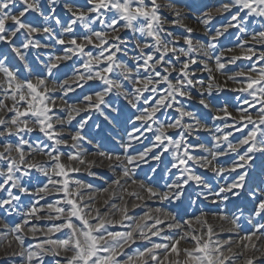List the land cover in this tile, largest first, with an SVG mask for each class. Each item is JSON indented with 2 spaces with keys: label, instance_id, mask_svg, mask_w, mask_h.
Instances as JSON below:
<instances>
[{
  "label": "snow or ice",
  "instance_id": "6c2138e0",
  "mask_svg": "<svg viewBox=\"0 0 264 264\" xmlns=\"http://www.w3.org/2000/svg\"><path fill=\"white\" fill-rule=\"evenodd\" d=\"M234 6L240 11L247 10V15L264 18V0H232L215 11L229 12ZM164 10L172 13L171 19ZM183 17L182 10L172 0H85L83 5L76 0H0V43L9 46L14 58L26 70V73L21 72L8 55L0 54V138L5 141L0 144V191L7 193L5 198H0V209L10 214L17 210L22 195L37 198L23 212L21 222L11 229L18 245L12 255L21 257V264H44L45 256L59 257L62 254L63 264H225L229 261L233 249L227 247V254L224 249L232 242L214 240V228L203 213L194 220L184 221L189 231H183L178 239L164 236L166 243L154 242L152 237L162 236L166 220L171 221L167 223V229H181V224L169 213H162L164 219H161L160 215L146 212L128 226V231H109L108 225L132 219L127 215V207L118 209L121 211L120 220L110 219L108 213L101 214L100 209L90 203L96 199L92 185L70 176V173L81 170L76 165L84 166L89 175H94L90 169L96 166L97 158L101 163L107 161L110 168H121L123 176L129 177L140 163L146 162L145 157L153 149H161L159 154L151 156L155 161H160L163 153L170 152L169 172L177 169L179 174L163 192L140 181L138 186L150 197L178 201L185 185L194 182L208 189V194L221 202L230 197H251L255 203V215L264 216V66L257 68L253 65L247 73L239 71L228 76L229 80L242 85L233 91L245 92L251 97V101L243 102L248 107L236 110L238 117H233L227 106L217 109V114H211L212 102L205 98V91L211 96L215 77L209 76L205 89L204 81L195 79L196 74L191 69L193 65L202 64L206 71H212L207 63L213 59L210 53L214 52L216 41L229 28L240 26L239 12L232 15L231 21L223 28H216L214 35L208 34L213 13L209 11L198 17L208 34L207 43L193 38L194 29L184 23ZM78 25L83 31H77ZM174 27L183 28L187 34L177 35L170 30ZM245 30L240 28L241 32ZM252 40L264 42V31L253 34ZM33 50L37 51L36 60L43 64V68L33 66L29 55ZM248 53L251 55H246V59L256 55L251 48ZM223 55L222 51L214 56L215 68L221 72L226 66L222 62ZM238 59L240 56L234 55L228 63ZM259 59L264 62V52L259 54ZM69 61H74L77 66L71 68L70 77L58 81L56 73ZM240 77L244 79H238ZM89 82L95 84V88L83 95L78 104H68L64 97L75 91L73 85L83 88ZM215 87L219 89L221 86L216 84ZM57 89L63 93L59 99L60 111L67 114L64 117L55 112L57 105L53 94ZM194 90H198L197 103L209 110L212 120L230 117L235 123L226 124L225 128H234L237 132L247 129L246 134L233 143L230 139L233 132L216 126L213 148L199 143L196 134L213 129L185 103L194 100ZM120 98L126 102L128 122L132 125L131 131L126 133L127 140L117 141L123 154L104 150L100 143H96V151L91 154L93 158L88 159L89 154L82 142L93 144L83 132L91 116L80 120L74 132H67L65 125H70L82 112L99 113L109 124H115L123 110ZM257 104L260 107L253 117L248 108L255 109ZM169 109L174 110L175 115L161 120L158 114L164 112L167 115ZM137 122L140 127L136 126ZM36 132L42 134L43 139L37 137L33 143L26 138ZM145 132L154 134V143L144 151L131 154L133 143L139 142ZM13 137L17 138L14 142ZM189 137H195L197 142H191ZM224 144L226 148L221 151ZM62 147L70 150L61 151ZM197 151L208 155H198ZM230 154H235V159L229 167L214 164L219 157ZM37 156L46 159H37ZM194 166L210 169L217 176L234 174V178L212 192L211 186L197 174ZM33 170L42 174L46 182L30 191L25 178L30 179ZM113 184L119 185V179ZM133 184L137 181L133 180ZM103 192L109 193V189L105 188ZM127 194L144 199L136 192ZM52 195L59 198L40 203ZM110 195L115 196V192ZM108 202L107 199L104 201L105 204ZM112 208L117 206L113 204ZM41 213H47L43 219L59 222L40 227L32 221H39ZM218 218L228 220L223 213ZM238 219H231L234 227H239ZM148 221L153 222L149 224ZM195 225H199V229ZM262 230L264 224H258L256 231L242 239L250 242L256 232ZM38 233L43 238H38ZM55 233H64V236L54 239ZM28 236L37 242L25 247ZM137 238L149 241L150 246L137 249L124 261L119 260L124 248ZM181 240L190 241L193 246L181 249ZM160 253H163L162 258ZM170 255L176 259L170 260ZM55 264L62 262L56 260ZM246 264H253V259L248 258Z\"/></svg>",
  "mask_w": 264,
  "mask_h": 264
},
{
  "label": "rangeland",
  "instance_id": "374dc122",
  "mask_svg": "<svg viewBox=\"0 0 264 264\" xmlns=\"http://www.w3.org/2000/svg\"><path fill=\"white\" fill-rule=\"evenodd\" d=\"M46 2V0H45ZM63 2V0H62ZM77 3L83 5L85 3V0H76ZM167 2V0H165ZM173 3H175L176 7L181 9L184 14V23L187 24L189 27L196 30L195 27H199L200 23H198V17H201L203 13L211 11L213 13V19L210 21L208 28L211 29V32L208 34H214L216 28H223V26L227 25L231 21L232 15H235L237 12H239V20H240V26L239 27H232L229 28L227 32H225L218 40L216 41V44L218 43L219 48H227L232 49V51H229L231 53H234V55L237 53V50L234 49L235 46L239 45L241 43V38L245 36H250L251 34L258 33L260 31H264V18L257 17L255 15H247V10L240 11L238 6H234L231 11L229 12H223V13H217L215 10L219 7H221L225 3H231L232 0H172ZM166 12V13H165ZM63 14V13H61ZM164 14L169 17V19L172 18V13L164 10ZM232 23H236L233 21ZM193 24V25H192ZM197 24V25H196ZM196 25V26H195ZM195 26V27H194ZM203 26V25H202ZM96 27H99L98 25ZM246 29L244 32L240 31V28ZM170 30L174 31L177 35H186L187 33L183 28L180 27H174L170 28ZM77 31L81 32L83 31L82 27L79 25L77 26ZM192 36L194 39L198 38L202 42H207L206 37L200 36L197 37L196 34L192 33ZM233 39V40H232ZM19 42V41H17ZM183 46V45H181ZM217 47V49H218ZM264 48V46L260 47ZM220 50V49H219ZM216 50V51H219ZM43 52L44 50H40ZM218 52H211V56L217 55ZM238 53H241L240 51ZM0 54H5L9 56V59L13 61L16 67L20 68L21 72H25L26 70L23 68V65L21 62H19L18 59L14 58V54L11 53L10 48L8 45L0 43ZM250 54V53H249ZM30 59L33 63V66L36 68H43V64H40L39 61L36 60V56L38 55L37 51L33 50L30 52ZM202 57V56H201ZM2 58V56H0ZM41 59H43V56H41ZM75 60V58H74ZM256 61L255 63H253ZM261 62V63H260ZM256 65V67H262L264 66V62L260 61L259 54H256L252 56L251 60L249 61L245 57H240L236 63H233L231 65H226L225 69L222 72L230 73V72H239L244 71L248 72L252 66ZM263 64V65H262ZM77 66L75 65L74 61L66 62L65 65H63L58 73H56V77L58 78V81H62L64 79H67L72 75L71 68ZM252 75H255L256 73H251ZM240 80H243V77L238 78ZM228 81V82H227ZM51 82V81H50ZM224 82L231 83V80H225ZM74 92H69L66 97H64L65 100H67L68 104H78L82 98L83 95L88 94L90 91H92L95 88V84L92 82H89V84L84 85L83 88L75 87ZM99 90V89H96ZM241 91H235L233 94L234 96H228L225 97V95L220 96H214L212 98H209V100L212 102L213 105H216L215 108H212V111L214 114H217L216 110L220 109L221 107L227 106L233 111L237 113V109L241 107H248V105H245L243 102L245 100L251 101V97L245 93L242 92L239 95ZM196 93V94H195ZM197 91L194 90V96H196L194 99L198 101L197 99ZM56 99V105L61 107V104L58 101V97H54ZM185 103L191 108V110L197 111L198 114L203 118L204 120L210 122L211 116L209 115V110L203 109L200 105H196L194 101H185ZM120 105L122 107L121 115L119 116L118 122L115 124H109L107 121L104 120L102 116L99 115V113H81L79 116H76V118L71 122L70 125H65V130L67 132H74L76 128L78 127V124L80 120L87 118L88 116H91V119H89L88 124L85 125V128L83 130L84 135L93 141V144H88L87 141L82 142L83 147L87 148L88 150H96L94 145L96 143H100L103 146L104 150H115L119 152L120 154H123V150L120 149L119 143L117 141H126L127 135L126 133L128 131H131L132 125L128 122L129 117V110L126 108V102L123 101V98H120ZM195 105V106H192ZM83 106V105H81ZM260 105L257 104L255 106V109L248 108V111L255 117L257 115L256 109H259ZM59 109V108H56ZM203 110L207 113H203ZM60 115H62V112H59ZM203 113V114H202ZM232 113L233 117H238V113L235 114ZM66 113H63L65 115ZM175 115L174 110L169 109L167 110V115H165L164 112H161L158 114L159 118L161 120H165L168 117H172ZM237 115V116H234ZM232 120V118H229ZM208 122H206L208 124ZM99 124L100 127L97 128L96 125ZM137 127H140L139 122L136 123ZM242 128V125H238ZM156 126L154 125V128ZM248 128H251V125L248 126ZM225 131H232L234 135L230 137V139L235 143L238 139H240L243 135L246 134L247 129H244L241 132L235 131V129H228L225 128ZM214 132H205L203 133H197L196 135L199 136V143H204L206 146L210 147V136H206L207 134H211ZM37 137H40L43 139L42 134L36 132L32 134L26 135V138L30 139L33 143L36 141ZM67 138V137H65ZM17 138L13 137V142ZM189 140L193 143L197 142L195 140V137H189ZM4 138H0V144L4 143ZM47 143H51L50 141ZM154 143V134L152 132H145L142 136V139H140V144H137L133 146V149L130 150L131 154H135L139 151H144V149L149 148ZM225 149L224 146L220 147V150L223 151ZM70 149L61 148V151H69ZM161 152V149H153V152L150 153L147 157H145L144 163H140L139 166L134 170V179L128 178V182L130 184H133V180L135 181H143L147 186H153L154 188L158 189V191H167L166 185L171 184L175 177L179 174L177 169H172L171 172H169V169L171 168L172 163V156L171 153H163L161 156L160 161H155L151 159V156L154 154H159ZM196 154L201 156H207L208 153L204 151H197ZM39 157V156H37ZM41 157V156H40ZM235 158V154H234ZM221 160H217L216 162L220 166H227L231 159L233 158H226V156H222L220 158ZM222 161V163L220 162ZM107 162V161H106ZM196 169H198V166H194ZM152 169H156L155 172L152 171ZM91 172L94 173V175H89L88 171L86 170H80L79 172H75L71 174V177L73 179H78L83 181L85 184L92 185V192L96 195V199L92 201V203L97 208H104L105 203L104 201L107 199L108 201L111 199V190H112V184L115 180V177H117L118 174L122 173V169L119 167H108L104 166L103 163L100 162L97 158V164L96 166H93L90 169ZM201 175L206 183L210 181H214L215 174L203 170L202 173H198ZM39 172L32 171L31 178H25V183L29 186L31 191H34L36 187L41 186L42 183L46 182V178L41 176ZM234 178V174L229 177V181L231 182ZM130 179V180H129ZM213 179V180H212ZM214 187V184H213ZM108 188L109 193H104L103 189ZM111 188V189H110ZM197 189V185L194 182H190L188 185H185L183 195L181 196L180 200H176L173 202V204L170 203V201H167L165 204H157L153 206H157L158 209L161 210L162 213H169L171 216L175 217L176 222L184 225V221L193 219L197 216H201V214H209V215H218L222 213L218 208H215L216 206H201L200 205V193L195 192L194 190ZM15 192V190H14ZM85 193H88L87 190H85ZM18 194V193H17ZM7 196L6 192L0 191V198H5ZM129 199L126 200V202H123V199L116 198V206L117 210L120 208H123L124 206L127 207V210L129 206H131V201L136 200L137 198L135 196L128 195ZM59 197L57 195H52L49 197H46L45 200L41 201V204H46L53 202L55 199H58ZM37 199L36 197H32L30 195H22L21 201L17 204V210L12 213L6 212L4 209H0V264H21V257L12 255L14 251L18 250V245L14 241V235L15 233H12L11 229L15 226L16 223H20L23 218V212L26 211V209L30 206L29 204L32 203L33 200ZM145 205H150L148 202H144ZM222 204L224 205L225 209L224 211H227L229 213H232L234 216L237 214L240 222L241 229L239 232L242 235H249L252 233V225L254 223V220L252 219L255 217L254 210L252 205L255 206V203L252 201L251 197L244 196L240 199H236L233 197L232 199H229L228 201H223ZM152 206V205H150ZM203 209V210H202ZM102 212H104V209H101ZM119 212V210H118ZM137 212V213H136ZM135 213L134 218L130 220H125L122 224H116L115 225H108L109 231H116V232H125L128 228L126 226L133 223L135 220H138V217H140L144 213V208L138 209ZM47 215V213H41V219L39 221L33 220L32 222L37 224L40 227H47L52 223H58L59 221H50L43 219L44 216ZM137 217V218H136ZM257 217V216H256ZM110 219L118 220L114 217H109ZM208 221V219H207ZM258 221V219H257ZM168 222H171L170 220ZM166 222V225L167 223ZM255 224V223H254ZM185 231H189L187 227L184 226ZM67 230H65L66 232ZM182 231H178V229H171L170 231H165L166 236L172 237V238H179L180 235H182ZM264 233V231H262ZM38 238H43L42 234H37ZM64 233H55L53 235V238H63ZM236 239H241L242 243L244 245H248L246 248L248 250V255L245 257H239V260L233 261V262H225V264H246V261L248 258L254 259L252 256L254 254H257L258 248L252 247V245L256 242L257 239L252 241H245L240 237V235L235 234ZM239 237V238H238ZM235 239V240H236ZM152 241L158 242V243H166L165 240H159L152 238ZM37 242V239L32 238L31 236H28L25 238V247H27L29 244H35ZM11 243V247H9V244ZM252 244V245H251ZM192 247V243L187 240H181L179 246L181 247ZM150 246L149 241L140 240L137 238L134 243H129L124 248L123 253L118 257L119 260L124 261L127 259L129 255H133L137 249H143L144 247ZM249 247V248H248ZM253 254V255H252ZM255 259L253 261V264H264V259L261 258ZM56 260H61L63 264V254L59 257H54L52 255H47L44 257V264H55Z\"/></svg>",
  "mask_w": 264,
  "mask_h": 264
},
{
  "label": "bare ground",
  "instance_id": "6f19581e",
  "mask_svg": "<svg viewBox=\"0 0 264 264\" xmlns=\"http://www.w3.org/2000/svg\"><path fill=\"white\" fill-rule=\"evenodd\" d=\"M198 23H200L199 20H198ZM199 25H200L199 27H195L194 26L196 28V30H194L193 33L196 34L197 37L203 36V37H206V39H207V35L208 34H206L205 26L204 25L202 26L201 23ZM252 33L255 34L254 32H252ZM214 34H212V35H214ZM253 34H251L250 36H245V37L241 38V40H240L241 43L239 45H237V46L234 47V49L237 50V53L235 54V56L245 57L246 55H251V53L250 54L248 53V49L249 48L253 49V51L256 54H260L261 52H264V48H260V47L264 46V42L257 43L256 41L252 40ZM196 39L198 40V38H196ZM219 40H218V42H220ZM207 42H208V40H207ZM207 42H205V43H207ZM241 45H242V47H241ZM217 47H218V43H217ZM216 50H219V51H216ZM222 51L224 53L223 58H222V62L225 63L227 66L233 64V63H228V60L232 56H234V53H231V52L227 51V48H219L218 47V49L217 48L215 49V52H218L217 55L220 54ZM239 51L241 53H238ZM210 56H211V54H210ZM212 57H213V59L207 60V63H208L209 68L212 69L211 72L206 71L203 68V65L202 64L193 65L192 66V69H191V71L195 72V74H196L195 75V79H197V80H203L204 81V87H205V89L207 88V85L209 83V76H214L215 77V82H214L212 94H211V96H208L207 92L205 91V98L206 99H209V98H212L214 96H220V95H225L224 98L225 97H228V96H234V97H236V95L233 94L235 92V91H233V89H239L242 85L240 83H237L234 80H231V82H233V84L227 83L228 81L227 82H224V81L225 80H229L228 79V76L234 75L237 72L225 73V72L217 71L216 68H215L214 56H212ZM200 59H203V57H200ZM248 60L250 61L251 59H248ZM237 61L238 60H236L234 63H236ZM255 62L256 61H254L253 63H255ZM227 66H225V67H227ZM216 84H219L221 87L219 89H217L215 87ZM50 85H51V82H50ZM196 91L198 93V90H196ZM240 93H242V92L237 93V95H239ZM62 95H63V93L59 89H57V91L53 94L54 97H58V101H59L60 104H61V101H60L59 97L62 96ZM194 97H196V96H194ZM197 99H199V95L197 96ZM192 106H195V105H192ZM56 108H59V109H55L56 115H59L61 117H64V116L67 115V114L63 115V113H65V112H62V111H61L62 112V115H60V113H59L60 112V106H57ZM221 108H223V107H221ZM228 110H229V112L230 111H233L230 108H228ZM231 113H235V112H231ZM0 114H2V113H0ZM211 114L214 115V112L212 110H211ZM235 114H237V113H235ZM237 115H234V116H237ZM229 118L230 117H227L224 120H215V121L211 119L210 122L204 120V122H208L209 128L210 129H213V132H214V128L216 126H220L221 128H225V125L226 124H234L235 123L233 121V119L230 120ZM198 133H203L204 134L205 132H198ZM211 134H213V133H211ZM216 134L217 133L214 132L213 135H216ZM213 135H209V134L206 135L208 137L210 136V140H211V142H209L210 143V147L207 146L209 149H212L213 148V144H214V141L212 139ZM141 139H142V137H141ZM137 144H140V141L139 142H134L133 143V146H135ZM221 146H224L226 148V144L221 145ZM83 148L86 149V151L89 154L87 156V158L88 159H92L93 157H92L91 154L94 153L96 150H93L92 151V150H88L85 147H83ZM221 157H219L218 160H221L220 159ZM36 158L37 159H46V157H40V156L39 157H36ZM209 158H211V157H209ZM226 158H233V159H235L234 158V154H230L229 156H226ZM64 159L66 160V157ZM98 160H100V159L98 158ZM231 161H232V159H231ZM231 161L225 167H229L230 164H231ZM220 162L222 163V161H220ZM214 164L216 166H220L216 161L214 162ZM103 165L104 166H108V162L104 161L103 162ZM76 166L80 167L81 170H85V167L84 166H80V165H76ZM195 170H196L197 174L198 173H202L203 170H207V171L212 172L210 169L200 168V167L198 169L195 168ZM33 171L34 172H37L35 170H33ZM212 173H214V172H212ZM71 174L72 173H70V176H71ZM134 174H135V172H133L129 177H124L123 174L121 173V174H118L117 177H115V180L119 179L120 184L119 185H115V184H112L111 185L112 186L111 187L112 188L111 192L114 191L115 192V196H111V199L109 200V202L107 204H105V207L104 208H100L101 214L108 213L109 214V217H114V218L120 220V218H121V211L118 212L117 208L116 209L112 208V205L113 204H115V205L117 204V202H116V198L117 197L120 199V197L122 196L123 197V202H126V200L129 199L127 193L128 192H136L140 196L144 197V199H142V200L141 199H136L134 201H131V203H130L131 206H129V208L127 210V215L129 217L134 218L135 214L137 213L136 211L138 209L144 208V213L149 212V213H151L153 215H160V218L161 219H164V216L161 213H156L155 212V210L158 209V207L157 206H153V205L154 204L157 205L158 203L159 204H165L167 201H170V203L173 204V202L176 201V200H174V199L160 200L158 197H150L149 194L144 189H141L138 186V184H139L140 181H137V184H130L128 182V178L134 179ZM232 175L233 174L230 175L228 173H224V174H221V175L217 176L215 174L214 181L208 182V184L211 186L212 192L218 191V189H219L220 186H223V185H226L227 183H230V182H227V181H229L228 179ZM213 184H214V187H213ZM151 187H153V186H151ZM125 189L127 191H125ZM194 191L200 193V205L201 206H208V205L216 206L215 208H218L223 214H225V215L228 216V220H220L218 218L219 215L222 214V213H220L218 215L217 214L216 215L206 214V216H205L206 219H208V223H210L213 226V228H214V233H215L214 236H213V239L214 240H220V241L230 240L232 242L230 245H226L225 246V249H224L225 252H226V254H227V247L231 246L232 249H233V255L230 257L229 261H226V262L237 261V260H239V257L241 258V257H245L246 255H248V250H250L251 246H250V248L248 247L249 249H247L245 247V245L242 243V240L241 239H236L235 238V237H237V236H235V234L238 235V236L240 235V237H245V235H242L241 234L243 232H241V233L239 232V230L241 229L240 222L237 221L239 227H234L231 224V222H230L233 217H238V215L236 214L234 216L232 213H229L227 211H224L225 207L222 204V202L217 197L210 196L208 194V189H204L202 185H197V189H195ZM201 193H203V195H201ZM87 194L88 193H85V196L86 197H87ZM205 197H207V198H205ZM232 198L233 197H230V199H232ZM145 201L148 202L152 206L145 205L144 204ZM90 203H92V202H90ZM29 205H31V204H29ZM252 207H253L254 214H255V206L252 205ZM101 209H104L105 211L102 212ZM144 213L140 217H142L144 215ZM94 214H95V212H93V215ZM140 217H138V219ZM252 219L254 220V223H255V224L253 223V225L251 227L252 228V232H254V231H256V226L258 224H264V216H257L256 217V215H255V217H253ZM257 219H258V221H257ZM168 221L169 220H166V222H168ZM152 222L153 221H148L149 224H151ZM166 222H165V225L163 226L164 227V232H163L162 236L161 237H152V238L159 239V240L160 239L161 240H164L163 237L166 236L165 231L169 230L166 227ZM128 226H126V228H128ZM181 226H182L181 229H178V231H182V232L185 231V230H183V229H185L184 228V225L181 224ZM195 227L197 229H199L200 226L199 225H195ZM128 230H129V228L126 231H128ZM262 231H264V230H262ZM262 231H257L256 232V236L253 237V240L257 239L256 242L253 245H255L258 248V250H259L258 252H256L257 254H254V255L252 254L253 255L252 257L254 258L253 261L255 259L259 258L260 256H262L261 258L264 259V233H262ZM197 234H199V232ZM174 239H177V238H174ZM162 243H164V242H162ZM179 247L181 249L184 248V247H181V246H179ZM187 247H188V245H187ZM160 255H161V258H162L163 257V253H160ZM180 258L183 259V256L181 255ZM169 259L170 260H174V259H176V257L170 255L169 256ZM166 264H167V262H166Z\"/></svg>",
  "mask_w": 264,
  "mask_h": 264
},
{
  "label": "built area",
  "instance_id": "2783aa9c",
  "mask_svg": "<svg viewBox=\"0 0 264 264\" xmlns=\"http://www.w3.org/2000/svg\"><path fill=\"white\" fill-rule=\"evenodd\" d=\"M193 101H194V103H195L196 105H199L195 99H194ZM201 107H202V106H201ZM215 107H216V105H213V104H212V108H215ZM203 113H207V112L203 110ZM203 113H202V114H203Z\"/></svg>",
  "mask_w": 264,
  "mask_h": 264
}]
</instances>
